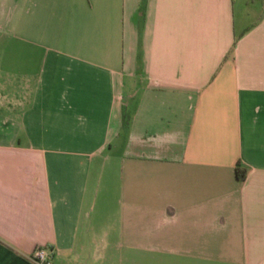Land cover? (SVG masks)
<instances>
[{
    "label": "crops",
    "instance_id": "0c3cea01",
    "mask_svg": "<svg viewBox=\"0 0 264 264\" xmlns=\"http://www.w3.org/2000/svg\"><path fill=\"white\" fill-rule=\"evenodd\" d=\"M38 246L264 264V0H0V264Z\"/></svg>",
    "mask_w": 264,
    "mask_h": 264
},
{
    "label": "built area",
    "instance_id": "2783aa9c",
    "mask_svg": "<svg viewBox=\"0 0 264 264\" xmlns=\"http://www.w3.org/2000/svg\"><path fill=\"white\" fill-rule=\"evenodd\" d=\"M53 251L48 246H38L32 253V260L36 264H52Z\"/></svg>",
    "mask_w": 264,
    "mask_h": 264
},
{
    "label": "trees",
    "instance_id": "16d2710c",
    "mask_svg": "<svg viewBox=\"0 0 264 264\" xmlns=\"http://www.w3.org/2000/svg\"><path fill=\"white\" fill-rule=\"evenodd\" d=\"M123 124L126 125L127 124V119L126 117L124 116V119H123ZM234 172H235V176L237 179H240V180H244L245 176H246V173H247V169L245 167H243L240 162H237L236 165H235V168H234Z\"/></svg>",
    "mask_w": 264,
    "mask_h": 264
}]
</instances>
